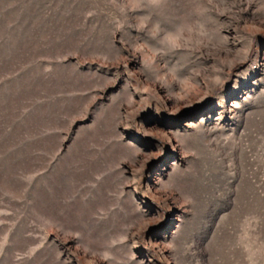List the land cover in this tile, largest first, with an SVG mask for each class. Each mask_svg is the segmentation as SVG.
Listing matches in <instances>:
<instances>
[{
	"label": "rangeland",
	"instance_id": "obj_1",
	"mask_svg": "<svg viewBox=\"0 0 264 264\" xmlns=\"http://www.w3.org/2000/svg\"><path fill=\"white\" fill-rule=\"evenodd\" d=\"M0 264H264V0H0Z\"/></svg>",
	"mask_w": 264,
	"mask_h": 264
}]
</instances>
